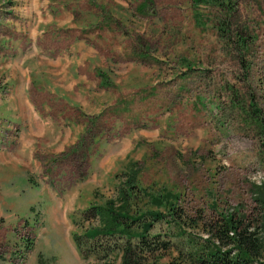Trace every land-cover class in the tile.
<instances>
[{"label": "rangeland", "instance_id": "1", "mask_svg": "<svg viewBox=\"0 0 264 264\" xmlns=\"http://www.w3.org/2000/svg\"><path fill=\"white\" fill-rule=\"evenodd\" d=\"M218 3L0 0V264H96L81 212L132 168L138 208L163 214L149 234L173 244L161 262L220 216L255 218L264 0ZM164 191L189 222L147 203Z\"/></svg>", "mask_w": 264, "mask_h": 264}, {"label": "trees", "instance_id": "2", "mask_svg": "<svg viewBox=\"0 0 264 264\" xmlns=\"http://www.w3.org/2000/svg\"><path fill=\"white\" fill-rule=\"evenodd\" d=\"M192 1L197 4L202 0ZM208 1L224 11L217 0ZM228 10L230 12L229 5ZM220 27L221 31L226 29L224 25ZM136 182L137 171L132 168L119 181L114 198L106 199L102 204H93L81 212L88 211L96 220L94 224L84 226L79 235L73 234L83 260L88 256L82 253L81 245L87 246L96 264H264V183L255 187L254 200L258 206L255 218L247 221L234 213L220 216L215 224L204 230L208 239L203 243L196 242L193 236L187 234L184 248L176 249L178 256L161 262V256L173 244L169 239L160 238L159 234H149L151 222H145L144 218L159 221L163 214L158 209L138 208L140 199L133 192L138 191ZM147 198L148 204L163 206L165 215L174 225L179 227V224L191 220L185 219L173 204L174 194L164 191L163 194H147Z\"/></svg>", "mask_w": 264, "mask_h": 264}]
</instances>
